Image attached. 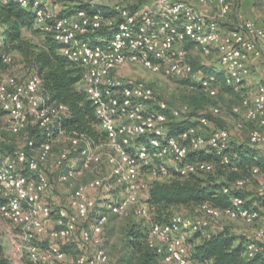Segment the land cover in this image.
<instances>
[{
  "label": "built area",
  "instance_id": "obj_1",
  "mask_svg": "<svg viewBox=\"0 0 264 264\" xmlns=\"http://www.w3.org/2000/svg\"><path fill=\"white\" fill-rule=\"evenodd\" d=\"M16 1L31 9L35 24L51 32L64 45L62 50L68 58L84 67L82 88L95 104L99 127L107 133L105 144L115 151L108 156L113 166L112 175L126 186V194L118 199L109 177L92 178L72 196L71 205L76 214L59 208L58 227L49 229L53 210L43 195L50 188L51 179L42 164L53 156V130L67 114L68 106L48 101L42 92L43 78L37 73L30 74L24 82L15 75L0 73V115L8 117L9 128L20 132L37 125L45 128L49 137L37 154L24 148L15 155H5L0 150V194L4 197V201H0V213L21 229L32 264H57L66 260L68 253L60 242L80 244L82 249L75 257L78 264H111L107 248L102 246L109 213H123L136 205L140 214L150 217L147 204L139 206V193L143 188L140 173L155 159L160 161L153 168L159 178L175 172L186 176L214 171L215 161L189 159L192 152L203 149L213 150L220 156L221 164L239 169L227 152L231 141L227 127L215 125L203 116L200 120L203 127L191 126L178 135L170 134L169 116L165 112L169 105L159 101L160 108H154L153 87L143 80L121 76L119 72L128 64L141 63L166 76L196 81L215 96L218 88L213 81L217 76L194 69L189 44L201 48L205 54L212 53L216 47L226 68V84L242 95L233 111L241 114L245 122L258 124L250 130L249 136L253 146L264 149V82L256 87L247 84L251 74L250 59H264V18H245L236 27L223 30L221 24L229 17L232 0H155L152 8L143 10L127 4H105L118 11L115 17H107L101 10L89 13L83 8L71 16L59 15L52 7V0ZM205 6L217 10L201 8ZM105 26L110 33H99L98 29ZM12 58L13 54L5 53L0 46V60L10 64ZM170 109L176 117H181L185 111L184 108ZM220 112L218 106L213 108L215 115ZM242 122L239 126H243ZM59 132L65 135L63 130ZM70 140L76 149L80 143L86 144L85 167L96 170L101 156L91 148L88 136L72 135ZM28 143L32 147L34 141ZM68 153L69 150L64 149L52 165L63 166ZM74 162L75 159L68 166H74ZM24 166L32 173H23ZM253 171L260 172V168L255 166ZM81 172L70 169L60 174V180H68ZM249 182V177H243L234 185L243 187ZM97 190L103 192L99 202L91 195ZM225 190L229 191L230 187ZM257 191L264 197V183ZM94 211L96 215L86 226L79 224L80 219L88 220ZM224 216L241 219L252 226L251 231L244 233L247 253L251 257L264 254V205H247L246 199L239 195L233 197L228 208L204 203L195 218L178 214L170 223L154 224L149 234L150 245L157 248L165 263L191 264L187 257L190 235L201 229H223ZM45 234L53 241L42 249L37 239Z\"/></svg>",
  "mask_w": 264,
  "mask_h": 264
},
{
  "label": "trees",
  "instance_id": "obj_2",
  "mask_svg": "<svg viewBox=\"0 0 264 264\" xmlns=\"http://www.w3.org/2000/svg\"><path fill=\"white\" fill-rule=\"evenodd\" d=\"M81 8L89 13L101 10L107 17L118 16V11L111 6L92 2H75L69 8H62L59 15H70ZM35 25V14L31 9L22 7L16 0L0 1V26L4 27L0 35L2 50L5 53L17 52L27 69L43 78L42 92L48 98V101L63 103L68 106L67 114L59 119L52 136L55 138L53 144L57 142L61 145L58 154L64 149L69 150L63 166L56 167L58 175L70 169L90 172L85 167L87 156L83 154L87 147L86 144L80 143L76 149L71 144L70 136L84 134L88 136L91 144L96 146L106 141L107 133L99 127L95 104L82 88L84 67L68 58L62 50L64 45L51 32H45L39 27L36 28ZM25 29L39 35L40 40L35 41L26 37ZM98 31L99 33L109 32L106 26L98 29ZM191 63L195 70L205 69L209 72L205 75L216 74L217 79L213 81V85L218 88V84H220L221 93L232 92L237 98L236 101L241 100L240 93L226 84L222 71L214 73L209 66H202L196 60H192ZM8 67V63L0 60V71L7 70ZM183 80L194 93L188 105L191 110L186 115L176 117L172 114L170 109L172 107L168 104L169 108L165 112L169 116L170 134L178 135L191 126H197L199 124L198 118L203 116H206L215 125L224 126V121L219 119V115H215L213 110L210 109L216 103L212 100L213 96L209 94L206 88L196 81ZM153 100L155 102V99ZM153 107L159 109L160 105L155 102ZM1 116L4 117L5 115ZM245 124L251 128L258 126L255 122L247 121ZM60 130L65 132L64 136H61ZM10 131L12 134H23L25 141L19 145L12 138H8L5 131L0 130V150L5 155H15L21 148L29 153L35 150L38 151L41 145L49 139L45 128L37 125H30L20 132ZM30 140L34 141L32 147L28 143ZM52 149L54 150V145ZM227 152L232 157V163L238 164V170H233L229 166L221 164L220 156L213 150L203 149L192 152L189 159L191 161H215L216 168L214 171L191 173L186 176L175 172L164 178H153L148 185L146 199L150 217L138 218L133 210H129L127 215H121V213L109 214L102 233V246L107 248L111 264H169L162 260V254L157 251V248L150 245L149 234L154 224L170 223L175 215L181 214L182 210L197 216L200 206L204 203L225 209L232 205V199L235 195L243 198L252 195L254 192L252 193V190L248 192L247 185L237 187L234 184L239 178L249 177L250 180L254 179L253 175L255 174L252 172L254 166H258L260 172L264 173V154L247 141L237 144L234 150L229 148ZM73 159H77L74 166H68ZM159 162L155 159L144 168L151 170ZM28 172V168L23 170V173ZM227 186L230 187L229 191L225 190ZM260 200L261 205H264V197L260 196ZM0 201H4L1 194ZM247 205H251L250 202H247ZM95 214V212H91L88 219ZM120 217H123L121 236L117 241L111 242L110 238L114 232V227L110 228V222ZM104 237H106V240ZM187 242L189 244L187 257L191 264H264V254H258L254 257L249 256L247 253V237L236 233L228 225L220 230L212 228L197 230L190 235ZM74 248H77L78 251L82 249L78 243L63 245V249L68 252H73ZM0 264H15L6 253L1 235Z\"/></svg>",
  "mask_w": 264,
  "mask_h": 264
},
{
  "label": "rangeland",
  "instance_id": "obj_3",
  "mask_svg": "<svg viewBox=\"0 0 264 264\" xmlns=\"http://www.w3.org/2000/svg\"><path fill=\"white\" fill-rule=\"evenodd\" d=\"M0 1L4 2L5 0H0ZM92 1H95L99 4H110V5L118 4V3L127 4L132 8L136 7L140 10H143L145 8H152V6H154L155 4V0H73V1L52 0V7L55 10V12L59 13L62 8H69L70 6L75 4V2L79 3V2H92ZM189 1L194 2V0H189ZM201 8L206 10V8L204 7ZM216 10L217 8L214 7V11ZM73 14H70V16ZM229 18L235 20L236 23L234 24V26H236L240 20L245 18H256V19L264 18V0H232V10L229 14ZM35 27L37 28L38 26L35 25ZM3 29L4 27L0 26V35ZM25 35L26 37L31 38L35 41L40 40V36L34 34L33 31L31 30L25 29ZM202 52L196 50L195 53L192 54L189 53L190 61L196 60L202 66L206 65L203 62H206L207 59L209 58L207 56L206 57L203 56ZM12 54H13V58L11 63L9 64L8 69L0 71V73L3 75H8V74L15 75L19 81L24 82L28 78V76L33 73H31L27 69V67L22 62L20 55L17 52ZM211 57L214 58L215 60L217 59L215 54L211 55ZM250 68L252 74L255 75V77L257 76L256 77L257 80L259 82H264V59L262 60V62L257 64V66L253 65L252 67L250 66ZM199 70H201L204 74L209 73L205 69L203 70L199 69ZM119 73L121 76L125 78L143 80L146 83H148L151 87H153L155 91V96H154L155 102L164 101L167 104H169L172 108H178V109L184 108L185 112L182 113L181 116L186 115L191 110L189 109L188 105L190 104V98L194 93L188 88L186 82H184L183 79L166 76L161 72H154L141 63L128 64L127 66L122 68V70ZM250 86L256 87L257 85L255 83V84H251ZM241 99H242V95H241ZM212 100L215 101L216 105H214L210 109L213 110V108L216 106L220 108L221 112L219 113L218 118L224 121L225 124L223 127H227L230 131L231 150H234L237 144L243 141H247L248 143L251 144L249 132L252 128L246 126L247 124H245V120L242 119L243 116L241 114H237L233 111V107L235 105L240 104L241 100L236 101L237 98L232 92L226 91L225 93L223 92L221 93L220 88H218V93L217 95L212 97ZM200 120L201 117L198 118L199 121L198 126L202 127ZM0 122H1L0 130L2 132L5 131L7 133L8 138H12L19 145L23 144V142L25 141L24 135L21 133L19 134L11 133L7 116L3 117L0 115ZM240 122L243 123V126H239ZM206 129L208 130L209 128ZM0 138H1V133H0ZM53 145H54L53 156L46 164H42V168L46 170V172L48 173L51 179V186L48 189V191H46L43 195L44 201L53 210V214H52L53 216L49 222V229H54L58 227L56 223V218H57V210L59 208L64 207L73 214H76L77 212L76 209L71 205L72 196L74 195L75 190L81 185L86 184L89 180H91L96 176L109 177L113 184V193L116 194V196L121 197L126 194L125 184L120 182L116 177L112 175L113 166L109 162L108 156L109 154L114 155L115 151L111 148V146H108L107 144H105V142L100 143L96 146L92 145L91 148L93 149V151L97 152L101 156V161L98 168L96 170L89 169L90 172L82 171L81 173L75 174L68 180L62 181L60 180V175H58V169L52 165V162L60 155L58 153L60 151L61 145L57 142L54 143ZM256 148L258 149L259 152L264 154V149H262L261 147H256ZM37 152H38L37 150L32 151V154L33 153L37 154ZM76 161L77 159H75L74 164L76 163ZM168 163L172 164V161H168ZM25 169L26 168L24 166L22 171ZM252 172L254 173L253 169ZM28 173L30 174L32 172H28ZM254 174H255L253 175L254 179L250 180L251 182L248 183L246 186L248 192L252 190L251 192L254 193L245 199L246 202H250L252 206H257V205L259 206L261 205L260 203L261 200L257 190L259 186L264 183V173L257 172ZM155 177H157V172H155L154 169L148 170L143 168L141 170L140 180L141 183L143 184V188L140 190L139 193V200H140L139 206H146L145 203L148 196V185L151 182V180ZM102 194L103 192H101V190L91 192V195L94 198H96L98 202L100 201ZM137 208L138 207L136 205H133L127 211L121 213V215H127L129 210L130 211L133 210L135 211V214L138 216V218H147L143 214H140ZM180 213L181 215L186 217H193V218L196 217V215L193 216V214L188 213L186 210H182V212ZM90 219L88 220L80 219L79 224H81L82 226H86ZM122 221H123V217H120L117 220H112L110 222V228L114 227V232L110 238L111 242L117 241L120 238ZM222 222H224L225 225H228L232 230H234L238 234L244 235L245 232L248 233L252 229V226L248 225L246 222H244L241 219H231L228 218L227 216H224L222 218ZM0 235L2 236L4 241L6 253L13 263L15 264L31 263L28 254L27 244L21 234V229L11 220L5 218L1 213H0ZM104 238L106 240V237ZM52 241L53 240L50 238L48 234L42 235L37 239V243L40 245L42 249H46ZM60 243L62 247L63 245H65L62 242ZM88 248L90 251L94 250L93 247H88ZM66 252L68 253V258L64 261L58 262L57 264H78L76 263L75 257L77 254L80 253V251H78L77 248L76 249L74 248L73 252H68V251Z\"/></svg>",
  "mask_w": 264,
  "mask_h": 264
},
{
  "label": "crops",
  "instance_id": "obj_4",
  "mask_svg": "<svg viewBox=\"0 0 264 264\" xmlns=\"http://www.w3.org/2000/svg\"><path fill=\"white\" fill-rule=\"evenodd\" d=\"M205 8L207 10H209V11H214V7L213 6H205ZM235 23H236L235 20H233L231 18H226L221 25H222L223 30L226 31V30H229V29L235 27L234 26ZM196 50L202 52V50L199 47H197L196 45L189 44V53L190 54L195 53ZM202 54H203V56H205V57L207 56L209 58V59H207L206 62H203V63H205L207 66H209L213 70L214 73H216V71H222L223 75H224V79H225L226 68L220 61L219 53H218L217 48L214 47L211 54H204L203 52H202ZM213 54L216 55V57H217L216 60L211 57V55H213ZM260 62H262V60L252 58V59H250L249 64L252 67L253 65L257 66V64H259ZM256 77L251 72L250 76L248 77L247 84L251 85V84H255L256 83V85H258L259 83H261V82H259L257 80ZM220 83H221V81H220ZM219 87H220V84H218V88Z\"/></svg>",
  "mask_w": 264,
  "mask_h": 264
}]
</instances>
